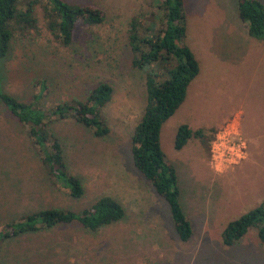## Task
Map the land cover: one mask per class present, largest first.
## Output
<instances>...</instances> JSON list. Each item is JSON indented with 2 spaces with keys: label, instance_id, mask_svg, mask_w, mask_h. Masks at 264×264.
I'll list each match as a JSON object with an SVG mask.
<instances>
[{
  "label": "rangeland",
  "instance_id": "rangeland-1",
  "mask_svg": "<svg viewBox=\"0 0 264 264\" xmlns=\"http://www.w3.org/2000/svg\"><path fill=\"white\" fill-rule=\"evenodd\" d=\"M63 1L95 5L105 20L97 26L78 24L70 46L64 47L46 29L40 1L33 8L35 28L11 30L8 53L0 60V91L20 101L40 95L37 105L45 111L57 103L82 101L97 83H107L112 95L101 117L109 131L95 137L71 119L48 125L61 142L68 172L82 184L83 194L73 200L67 190L53 186L26 132L0 104V231L38 209L79 214L101 196L117 200L124 216L95 232L73 222L0 238V264H264V245L255 228L231 246L220 238L227 222L264 200V46L248 36L236 0H183L182 43L194 55L198 73L162 124L159 144L175 170L179 204L191 226L186 242L177 239L165 203L130 159L146 70L130 65L127 29L140 12L153 20L151 0ZM24 3L20 0L17 8L23 10ZM234 112L240 113L232 126L245 141L246 158L217 173L209 162L210 144L231 122L218 125ZM179 125L200 130L201 136L175 150Z\"/></svg>",
  "mask_w": 264,
  "mask_h": 264
},
{
  "label": "trees",
  "instance_id": "trees-1",
  "mask_svg": "<svg viewBox=\"0 0 264 264\" xmlns=\"http://www.w3.org/2000/svg\"><path fill=\"white\" fill-rule=\"evenodd\" d=\"M19 1L0 0V60L8 53L13 27L35 28L33 8L40 1H43L46 29L64 47L70 46L78 24L97 26L105 20L103 10L95 5L69 4L63 0H26L24 9L20 10L17 8ZM151 6L157 14L153 20L150 13L140 12L131 17L127 29L130 65L138 71L146 70L142 76L144 106L130 136V159L139 175L165 203L177 239L186 242L192 230L182 213L175 170L164 159L159 133L162 124L183 102L188 85L198 73V63L182 43L185 33L183 0H151ZM236 11L238 18L246 25L248 36L259 40L264 46L263 4L259 0H236ZM111 95V86L99 82L82 101L57 103L43 111L37 105L40 95L32 96V102H29L31 100L20 101L0 91V104L26 132L53 186L67 190L66 195L73 200L81 197L83 187L80 180L68 172L61 142L50 132L48 125L71 119L91 130L95 137L105 136L109 130L102 120L101 109L110 102ZM199 136L200 130L191 131L186 125H179L173 148L180 150L188 139ZM123 216L124 209L117 200L101 196L79 214L59 208L34 210L4 225L2 229L6 228L7 231H0V238H10L24 232L47 231L73 222L95 232L120 221ZM250 228H255L259 243L264 245V200L227 222L220 234L221 243L224 246L235 244Z\"/></svg>",
  "mask_w": 264,
  "mask_h": 264
},
{
  "label": "built area",
  "instance_id": "built-area-1",
  "mask_svg": "<svg viewBox=\"0 0 264 264\" xmlns=\"http://www.w3.org/2000/svg\"><path fill=\"white\" fill-rule=\"evenodd\" d=\"M245 158V141L234 131L231 123L215 134L209 150V162L215 172L222 173Z\"/></svg>",
  "mask_w": 264,
  "mask_h": 264
},
{
  "label": "crops",
  "instance_id": "crops-1",
  "mask_svg": "<svg viewBox=\"0 0 264 264\" xmlns=\"http://www.w3.org/2000/svg\"><path fill=\"white\" fill-rule=\"evenodd\" d=\"M239 115H240V113L239 112H234L230 117H228L224 122H222L221 124H219L218 126H219V128H221L224 124H226V123H228V122H231V124H233V122H235L236 123V121H238L239 120ZM217 126V127H218ZM233 128H234V131H236L235 130V126L233 125L232 126ZM243 161H245V159L244 160H242L241 162H243ZM240 162V163H241ZM239 163V164H240Z\"/></svg>",
  "mask_w": 264,
  "mask_h": 264
}]
</instances>
